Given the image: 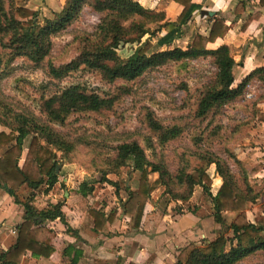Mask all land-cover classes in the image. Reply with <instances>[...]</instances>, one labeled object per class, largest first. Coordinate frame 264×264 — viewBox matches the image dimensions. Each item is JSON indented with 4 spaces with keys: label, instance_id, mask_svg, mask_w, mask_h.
<instances>
[{
    "label": "trees",
    "instance_id": "1",
    "mask_svg": "<svg viewBox=\"0 0 264 264\" xmlns=\"http://www.w3.org/2000/svg\"><path fill=\"white\" fill-rule=\"evenodd\" d=\"M174 1L183 6L175 20L165 19L163 11L146 8L137 0H64L59 11H52L51 16L40 20L37 10L16 0H0V83L9 75L7 63L16 58L43 65L54 79L86 69L98 73L107 82L117 79L132 81L146 71L170 62L209 59L215 72L200 91L196 116L202 118L242 97L254 82L264 88V65L253 68L234 84L233 67L236 63L231 47L227 44L214 48L207 46L229 30L230 25L222 16H206L211 22L207 34L194 33L184 48L172 46L186 32L193 11L200 8L191 0ZM247 5H252L250 0H238L234 12L241 13ZM258 5L263 6L264 0H258ZM85 6L99 14V22L92 33L80 37V48L73 59L59 66L53 65L48 60L52 38L70 26ZM258 15L247 14L241 29ZM262 30L264 34V24ZM159 32L162 33L153 44L151 37ZM145 35L147 37L143 40ZM154 46L158 49L153 50ZM111 105L110 99L81 84L65 86L43 98L40 116L17 112L0 99V186L24 210L22 220L15 226L14 242L6 250H0V264H20L26 255L48 258L54 251L52 241L55 234L46 221L58 218L65 224L67 232L79 237L66 222L60 202L38 208L33 204L34 193L41 186H44V193L55 188L59 177V172H56L58 152H68L75 143L55 124L63 126L70 114L96 112ZM256 117L264 121V112H256ZM145 121L162 145L181 133L177 126L161 124L150 111L146 113ZM26 139L28 145L24 149ZM112 149L114 154L108 161L113 170L105 172V175L120 167L139 172L135 188L122 184L126 198L119 203L124 214L133 215L135 227L139 226L153 188L148 174L157 173V183L165 187L167 194L164 211L171 201L187 202L195 186H200L210 197V213L214 221L231 232V235L220 233L212 240L200 244L190 242L179 248L175 264H240L251 256L264 260V222L253 223L246 213L247 204L264 195V185L250 183L245 164L232 152L227 157L241 166L238 175L232 171L227 159L214 152L198 154L203 164L190 166L183 160L172 172L163 158H149L146 149L136 140L120 142ZM212 164L221 179L214 195L210 191L211 178L207 173ZM262 167L264 164H258L251 170L257 171ZM103 181L109 180L103 177ZM109 183L115 187V194H119L117 182ZM22 187L31 190L25 200H20L17 195ZM171 209L182 212L180 206ZM224 212L234 213L229 222ZM87 213L95 231H100L107 222L117 218V209L105 214L102 208L90 207Z\"/></svg>",
    "mask_w": 264,
    "mask_h": 264
},
{
    "label": "rangeland",
    "instance_id": "2",
    "mask_svg": "<svg viewBox=\"0 0 264 264\" xmlns=\"http://www.w3.org/2000/svg\"><path fill=\"white\" fill-rule=\"evenodd\" d=\"M16 1L23 4V0ZM46 14V17L51 16L49 12ZM38 17L41 20L44 15L38 14ZM99 17L98 13L85 6L70 26L52 38L48 60L59 66L73 59L80 48V37L93 32ZM195 29L198 28H191ZM161 33L151 37L153 44ZM146 37L147 35L143 40ZM191 38V33L186 32L176 39L172 46L185 47ZM152 49L158 48L154 46ZM6 68L9 75L0 83V99L17 112L40 116L41 100L71 84H81L112 102L109 108L100 111L70 114L63 126L55 124L61 133L75 143L68 152L60 150L58 152L59 183L52 189V195L49 198L45 197L44 186L34 193L33 199L34 202L38 201V207L47 206L52 199L54 203L63 204L70 193L77 199L72 204H79L83 209L94 203L108 206L116 201L115 187L109 181L117 182L120 194L125 193L123 183L131 189L135 188L139 172L130 171L128 167H120L115 172L105 175V172L113 170L108 161L114 154L112 147L123 141H138L146 149L149 158L155 156L163 158L172 172L183 163V160L191 164L190 166H196L203 164V161L198 159V154L214 152L228 160L236 175L239 173L241 166L235 164L227 155L229 152L234 154L237 148L245 147V136L249 135L245 127L250 126L249 123L254 120L251 109L245 112V108L249 106L255 108V95L248 98L244 94L221 107L216 113H210L203 118L197 117L196 108L200 91L215 72L209 59L170 62L148 70L132 81L117 79L113 82H107L98 73L86 69L70 72L62 79H54L47 74L43 65H35L23 58H16L10 64L7 63ZM239 80L240 76L236 74V81ZM247 90L250 93L254 91L257 96L264 92V88L256 83L251 89L247 87ZM149 111L161 124L180 128V135L164 145L160 144L157 135L146 125L145 115ZM27 143L26 139L25 147ZM246 167L249 170L250 165ZM207 173L211 178L210 191L213 193L220 180L213 164L208 167ZM157 176V173L148 174L153 187L151 191L153 195L150 193L148 201L151 204L155 203L164 212L167 194L164 192L165 187L157 183ZM103 177L109 181H103ZM63 178L68 180L65 181ZM249 181L251 184L264 185L263 180L257 182L249 177ZM19 190L21 200L26 199L31 193L28 188ZM65 191L68 195H65ZM41 194H44V197ZM78 194H82L84 199L82 200ZM191 198L184 203L171 201V207L180 206L182 209L180 213L190 211L193 207L195 210L202 207L210 213V197L202 187L195 186ZM175 210L177 211V209L173 211ZM257 211L259 212V209ZM226 215V218L232 216ZM261 217L255 222H264ZM221 233L231 235L225 227L221 228ZM240 264H264V260L259 256H251Z\"/></svg>",
    "mask_w": 264,
    "mask_h": 264
},
{
    "label": "crops",
    "instance_id": "3",
    "mask_svg": "<svg viewBox=\"0 0 264 264\" xmlns=\"http://www.w3.org/2000/svg\"><path fill=\"white\" fill-rule=\"evenodd\" d=\"M137 1L146 8L163 11L165 19L168 20H175L183 9V6L174 0ZM237 1L191 0L200 8L193 11L186 27V32L191 35L196 32L207 34L211 22L205 15L200 14V10H213L215 12L213 16L219 15L226 20V24L230 25L227 33L223 37H218L214 42L208 43L207 46L214 48L220 44H227L231 47L236 63L233 67L234 84L238 83L253 68L264 65V34L262 30L264 5H258V0H250L252 5H247L241 13H235L234 8ZM63 2L64 0H23L26 7L37 10L44 16H47L46 12L51 14L52 11H59ZM257 13L259 15L251 19L244 29H241L242 24L247 20V14ZM196 27L198 29L191 30ZM236 74L240 76L239 81H236ZM254 83L250 84L248 88H253ZM254 93V91L250 93L248 90L245 93V97L248 98L255 95V108L253 109L252 106L245 108V112L251 109L254 116L253 122L249 123L250 126L245 127L249 131L250 137L249 135L245 136V147L237 148L234 154L245 166L250 165L249 170L246 167L248 176L259 182L264 180V167L257 171L251 169L258 164H264V121H259L256 117V112H264V92L258 96ZM248 137L249 139H246ZM26 148L27 146L25 147L24 144V149ZM63 180L68 179L63 178ZM58 183L57 181L56 184ZM220 183L221 179L216 190L211 192L213 195ZM19 192L20 190L17 191L18 197ZM51 192L44 193L45 197L49 198L52 195ZM64 193L68 195L66 191ZM44 194L41 195L44 197ZM78 195L82 197V194ZM151 195H153L152 192ZM125 198L126 193H119L115 194L116 201L108 206L95 203L90 205L97 209L102 208L105 214H108L112 209H117V218L111 223L107 222L100 231H95L92 228V219L87 213V209L90 207L83 209L79 204H72L77 199L70 193L64 203H61L62 210L66 222L76 230L79 237L67 232L65 224L58 218L46 221L55 234L52 241L53 253L48 258L26 255L21 264H175L179 248L190 242L200 244L203 241L212 240L221 233L222 227L214 221L211 213L202 207L196 210L193 207L190 211L176 213L169 204L163 212L155 203L151 204L149 201L146 203L139 226L135 227L133 215L124 214L119 206L120 200ZM50 202L54 203L55 201L52 199ZM190 202H192V198ZM33 204L37 207L39 205L38 201H33ZM263 204L264 195L256 202L247 204V218L251 222L255 223V220L261 216L264 221ZM226 214H232V216L226 218ZM249 214L252 216L250 217ZM23 215V206L15 203L13 196L0 186V250H6L14 242L15 226L22 220ZM223 215H226L225 218L229 219L227 220L229 222L234 213L224 212Z\"/></svg>",
    "mask_w": 264,
    "mask_h": 264
},
{
    "label": "water",
    "instance_id": "4",
    "mask_svg": "<svg viewBox=\"0 0 264 264\" xmlns=\"http://www.w3.org/2000/svg\"><path fill=\"white\" fill-rule=\"evenodd\" d=\"M200 14L205 15V16H213L215 12L213 10H200ZM57 170H58V167L56 168V172Z\"/></svg>",
    "mask_w": 264,
    "mask_h": 264
},
{
    "label": "built area",
    "instance_id": "5",
    "mask_svg": "<svg viewBox=\"0 0 264 264\" xmlns=\"http://www.w3.org/2000/svg\"><path fill=\"white\" fill-rule=\"evenodd\" d=\"M15 232V231H14Z\"/></svg>",
    "mask_w": 264,
    "mask_h": 264
}]
</instances>
